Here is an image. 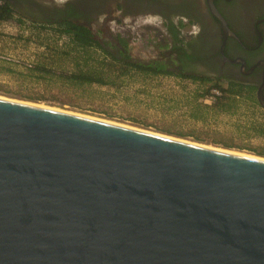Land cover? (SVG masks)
<instances>
[{
	"label": "water",
	"instance_id": "water-1",
	"mask_svg": "<svg viewBox=\"0 0 264 264\" xmlns=\"http://www.w3.org/2000/svg\"><path fill=\"white\" fill-rule=\"evenodd\" d=\"M0 264H264V157L0 95Z\"/></svg>",
	"mask_w": 264,
	"mask_h": 264
},
{
	"label": "rangeland",
	"instance_id": "rangeland-1",
	"mask_svg": "<svg viewBox=\"0 0 264 264\" xmlns=\"http://www.w3.org/2000/svg\"><path fill=\"white\" fill-rule=\"evenodd\" d=\"M19 16L0 21V95L264 157V109L255 90L213 106L201 96L213 81L138 70L118 75L101 65L111 59L99 48L82 51L55 24ZM81 70L109 73V82L77 83L61 74Z\"/></svg>",
	"mask_w": 264,
	"mask_h": 264
},
{
	"label": "flooded vegetation",
	"instance_id": "flooded-vegetation-1",
	"mask_svg": "<svg viewBox=\"0 0 264 264\" xmlns=\"http://www.w3.org/2000/svg\"><path fill=\"white\" fill-rule=\"evenodd\" d=\"M6 1L33 22L73 19L113 54L162 69L157 74L206 76L255 90V98L263 82L264 0H212L224 23L208 0Z\"/></svg>",
	"mask_w": 264,
	"mask_h": 264
},
{
	"label": "trees",
	"instance_id": "trees-1",
	"mask_svg": "<svg viewBox=\"0 0 264 264\" xmlns=\"http://www.w3.org/2000/svg\"><path fill=\"white\" fill-rule=\"evenodd\" d=\"M15 11L12 9L10 3L6 0H2L0 3V21L5 18L7 15L14 14ZM16 14V13H15ZM23 16V15H20ZM56 31L61 34H66L73 44V47L80 49L82 51H87L89 48H99L106 57L111 59L109 63H101L107 70H111L112 72H117L118 75H123L129 73L131 70H138L142 73L148 74L153 73L157 74L162 71V69L154 70L152 64H142L135 63L131 61V58L124 54L122 57H118L117 54H113V52L104 48L98 40L92 38L91 32L89 28L85 25L78 23L77 21H73V19L62 18L56 24ZM160 65V64H159ZM113 67H117V69H113ZM155 68H158L155 66ZM95 70H86V71H74L70 73H61L65 76V78L70 79L73 82L77 83H97V84H106L109 82L107 79V74H103L101 72H94ZM180 77H189L194 80H199L201 82H206L209 80L206 76H195V75H185V74H176ZM110 76V75H109ZM211 86H216L222 91V95L216 99L212 103L213 106L219 105L222 103L224 99L230 96H239L245 90L242 87H236L235 84H231L228 86H224L222 83L213 82ZM211 86L207 87L205 92L207 93ZM250 89L247 90L249 95ZM206 93H202L201 96H204ZM264 133V128H263Z\"/></svg>",
	"mask_w": 264,
	"mask_h": 264
},
{
	"label": "built area",
	"instance_id": "built-area-1",
	"mask_svg": "<svg viewBox=\"0 0 264 264\" xmlns=\"http://www.w3.org/2000/svg\"><path fill=\"white\" fill-rule=\"evenodd\" d=\"M2 0H0L1 3ZM27 66H32L31 63H26ZM222 95V91L216 87L212 86L209 91L204 95V101L207 102L208 104L213 103L216 101L217 98H219Z\"/></svg>",
	"mask_w": 264,
	"mask_h": 264
},
{
	"label": "bare ground",
	"instance_id": "bare-ground-1",
	"mask_svg": "<svg viewBox=\"0 0 264 264\" xmlns=\"http://www.w3.org/2000/svg\"><path fill=\"white\" fill-rule=\"evenodd\" d=\"M30 102V101H28ZM34 103V102H32ZM36 104V103H35ZM38 105H43V106H49V107H52V108H57V109H62V108H58V107H53V106H50V105H46V104H41V103H37ZM62 110H66V111H71V110H67V109H62ZM71 112H74V111H71ZM75 113H79V112H75ZM81 114V113H80ZM83 114V113H82ZM87 115V114H85ZM89 116H92V115H89ZM112 122H117V121H112ZM118 123V122H117ZM120 124H125V125H129V124H126V123H122V122H119ZM138 127V126H137ZM148 130V129H147ZM150 131H153V130H150ZM153 132H156V131H153ZM159 133V132H157ZM162 134V133H160ZM166 135V134H164ZM167 136H171V135H167ZM171 137H175V138H179V139H183V140H187V141H190V142H195V141H192V140H188V139H184V138H181V137H176V136H171ZM197 142V141H196ZM195 142V143H196ZM199 143V142H197ZM199 144H203V143H199ZM203 145H207V146H210V147H215V146H211V145H208V144H203ZM215 148H218V147H215ZM220 149H223V148H220ZM225 150H228V149H225ZM229 151H233V152H240V153H243V154H249V153H245V152H242V151H236V150H230ZM250 155H253V154H250ZM254 156H257V155H254ZM261 157V156H260Z\"/></svg>",
	"mask_w": 264,
	"mask_h": 264
}]
</instances>
